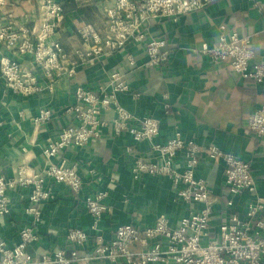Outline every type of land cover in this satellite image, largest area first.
Instances as JSON below:
<instances>
[{"label":"crops","instance_id":"obj_1","mask_svg":"<svg viewBox=\"0 0 264 264\" xmlns=\"http://www.w3.org/2000/svg\"><path fill=\"white\" fill-rule=\"evenodd\" d=\"M114 0H63L64 19L54 36L66 54L65 64L74 72L62 75L49 86L40 68L27 56L19 60L30 68L39 81L40 89L30 95L13 94L0 75V175L10 177L19 166L28 173H39L47 166L43 147L73 118L63 109L75 102L77 87L91 89L96 95L112 92L110 75L118 72L129 86L128 91L116 93V102L133 117L152 116L159 120V132L150 140L135 141L127 132L116 134L112 119L116 118L114 103L100 106L103 122L101 134L82 147H70L59 154L69 163H76L83 178L79 193L61 183L48 181L52 198L39 205L40 220L35 223L26 213L29 189L8 191L12 201L10 212L0 216V238L8 247L19 242V231L31 226L38 240L28 245L27 251L38 258L58 249L67 252L72 245L67 238L70 228L87 232L89 239L79 248L81 259L76 264H110L101 259H82L93 249L92 238L99 234L106 241L115 229L126 223L139 227L150 226L159 215H165L172 226L201 203L189 204L176 200L170 179L165 176H142L131 173L133 159L159 161L152 143H165L178 127L184 138L200 147L215 144L224 152L249 162L257 185V193L264 197V137L247 131L249 116L264 99V83L255 85L242 80L227 63H213L200 51L203 44L212 45L220 34L236 31L252 39L253 61H264V18L250 0H217L201 11L190 12L176 20L156 17L144 23L147 38L164 39L169 51L168 60L158 66L146 64L143 43H128L118 51L108 53L93 62L82 61L78 53L84 50L76 35V27L90 23L103 35L106 30L104 10ZM264 6V0H257ZM39 0H6L1 10L0 24L14 20L29 29L38 24ZM7 13L12 16L8 17ZM13 57L10 50L0 45V56ZM127 55L134 63L128 64ZM41 109H49L51 117L37 121ZM174 163L182 170L184 151L180 150ZM222 161L200 156L195 176L205 180L217 197L213 206L211 230L227 218L230 209L241 217L246 211V193L232 197L224 185ZM97 190L107 192L104 202L109 207L97 230L84 198ZM233 198L229 209L227 201ZM136 248H139L138 246ZM151 264H176L174 262Z\"/></svg>","mask_w":264,"mask_h":264},{"label":"built area","instance_id":"obj_2","mask_svg":"<svg viewBox=\"0 0 264 264\" xmlns=\"http://www.w3.org/2000/svg\"><path fill=\"white\" fill-rule=\"evenodd\" d=\"M63 0H39L38 24L29 29L14 20L0 24V45L10 50L13 57L0 56V75L5 86L13 94L30 95L40 89L37 75L20 57L27 56L38 66L49 86L67 72L72 75L73 67H67L66 54L61 43L54 38L64 19ZM86 2L88 0H75ZM217 0H114L104 10L106 30L101 35L90 23L76 27V35L82 41L84 50L78 53L82 61L96 59L126 47L128 43H143L147 57L146 64L158 66L168 60L169 51L164 39L147 38L144 23L151 18L163 17L176 20L179 16L205 9ZM264 18V6L257 0H250ZM6 0H0L1 10ZM11 17V13H7ZM200 51L207 54L213 63H227L242 80L255 85L264 83V61H253L252 39L236 31L226 32L220 25V34L212 45L203 44ZM132 65V55H127ZM112 92L96 95L83 86L75 91V102L67 105L63 112L71 115V124L63 127L55 137L47 140L43 147L46 168L39 173H28L25 165L16 169L10 177L0 175V216L10 212L12 201L9 190L26 187L29 189L26 213L32 215L35 223L40 220L39 205L53 197L48 181L66 185L75 193L83 186V178L76 163H69L59 154L70 147H82L101 134L100 106L114 103L116 118L112 119L116 134L129 133L135 141H153L159 132V120L152 116L140 119L133 117L116 102V93L128 91L129 86L118 72L110 75ZM51 117L49 109H41L37 121ZM247 131L264 137V99H262L247 121ZM159 161H147L135 157L131 167L133 178L142 176H165L170 179L171 190L176 200L193 204L201 203L198 209H191L177 225L172 226L165 215H159L150 226L139 227L132 223L119 225L113 237L106 241L101 235L92 238L93 249L82 259H101L110 264H151L154 262L176 264H264V197L257 193V185L249 162L230 152L222 151L215 144L203 148L194 141L184 138L175 127L173 135L165 143H152ZM184 151V163L179 170L174 158ZM222 161L224 185L232 196L246 193V211L243 217L230 209L233 198L227 201L229 213L216 230H211L213 206L217 197L202 178L195 176L200 156ZM107 192L97 190L85 196L86 208L93 218V229L97 230L103 215L109 211L104 202ZM38 234L31 226L19 231V242L8 247L0 238V264H76L80 259L78 249L89 239L86 231L70 228L67 238L72 245L70 251L58 249L51 254L34 257L28 251L29 244L38 240ZM139 248H136V247Z\"/></svg>","mask_w":264,"mask_h":264}]
</instances>
